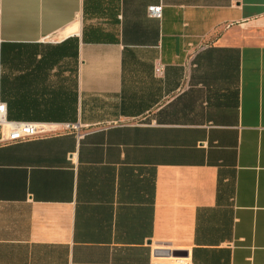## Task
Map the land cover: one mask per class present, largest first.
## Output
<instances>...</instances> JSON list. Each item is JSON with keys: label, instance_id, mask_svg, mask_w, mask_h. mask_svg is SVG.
<instances>
[{"label": "crops", "instance_id": "1", "mask_svg": "<svg viewBox=\"0 0 264 264\" xmlns=\"http://www.w3.org/2000/svg\"><path fill=\"white\" fill-rule=\"evenodd\" d=\"M0 101V264H264V0H0Z\"/></svg>", "mask_w": 264, "mask_h": 264}, {"label": "built area", "instance_id": "2", "mask_svg": "<svg viewBox=\"0 0 264 264\" xmlns=\"http://www.w3.org/2000/svg\"><path fill=\"white\" fill-rule=\"evenodd\" d=\"M149 13L155 18H161L163 13L162 6H153L149 8ZM67 130L73 129L71 126ZM0 130L1 141L4 143H17L38 138H45L55 135L59 132L56 125L36 122H10L7 118V105L0 101ZM5 131V133H4ZM175 264H191L188 259L176 258Z\"/></svg>", "mask_w": 264, "mask_h": 264}]
</instances>
